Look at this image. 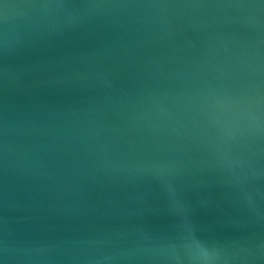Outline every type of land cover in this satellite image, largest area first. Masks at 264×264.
<instances>
[{
  "label": "water",
  "instance_id": "obj_1",
  "mask_svg": "<svg viewBox=\"0 0 264 264\" xmlns=\"http://www.w3.org/2000/svg\"><path fill=\"white\" fill-rule=\"evenodd\" d=\"M0 264H264V0H0Z\"/></svg>",
  "mask_w": 264,
  "mask_h": 264
}]
</instances>
